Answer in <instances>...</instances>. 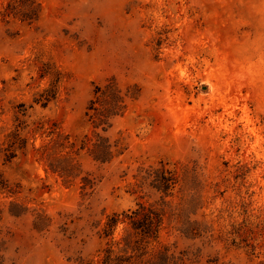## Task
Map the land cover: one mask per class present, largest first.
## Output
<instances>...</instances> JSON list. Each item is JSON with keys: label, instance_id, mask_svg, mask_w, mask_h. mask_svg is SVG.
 Returning a JSON list of instances; mask_svg holds the SVG:
<instances>
[{"label": "rangeland", "instance_id": "obj_1", "mask_svg": "<svg viewBox=\"0 0 264 264\" xmlns=\"http://www.w3.org/2000/svg\"><path fill=\"white\" fill-rule=\"evenodd\" d=\"M35 1L33 24L0 20V172L19 191L0 196L6 262L95 260L108 216L137 202L160 208V195L136 184L163 162L181 180L148 252L167 246L187 251V264H264V0ZM41 70L49 75L41 79ZM56 74V100L34 104ZM110 78L136 98L103 133L85 112L94 87ZM22 123L27 154L5 163L6 136ZM50 129L76 148L96 132L123 152L98 164L86 150L59 149L75 164L66 183L31 150L52 145ZM82 177L93 190H81ZM10 201L27 212L10 217ZM37 213L49 218L41 232L32 225ZM186 223L199 237L180 233Z\"/></svg>", "mask_w": 264, "mask_h": 264}, {"label": "trees", "instance_id": "obj_2", "mask_svg": "<svg viewBox=\"0 0 264 264\" xmlns=\"http://www.w3.org/2000/svg\"><path fill=\"white\" fill-rule=\"evenodd\" d=\"M40 6L35 0H8L0 11V20L8 22L10 19L19 20L28 25L39 19ZM47 74L41 70L39 77L42 79ZM59 75H54L50 86L34 97L33 103L46 108L57 98ZM136 96L131 92L130 87L121 88L115 79L110 78L102 85H96L93 89L92 98L89 100L85 116L91 123L94 130L101 129L105 133L112 125V121L124 115L127 100H133ZM17 125L13 131L6 136L5 147L2 148L3 160L5 163L12 162L18 154L26 155L28 139L21 135L27 126ZM40 125V126H39ZM41 124L30 129L32 135L41 132ZM44 133V132H43ZM47 135H55L52 145H42L31 150L36 160H44L48 169L68 182L74 177L75 164H72L70 155L60 154L59 149L69 148L75 155L86 150L88 156L98 164H108L114 158L121 155L123 150L119 143L111 142L108 137L93 132V137L85 136L78 148L75 144L68 145V136L56 134L54 130H48ZM180 176L176 170L169 168L168 163L160 162L157 166L144 170L140 181L136 186L139 189L147 188L159 194L160 208L155 205H145L137 202L134 209L122 213H113L107 220L99 233V238L105 240L104 246L97 254L95 260L81 262V264H187L191 259L185 250L175 251L167 246H161L148 252L149 245L157 243L161 231L164 229V207L169 203L166 198L172 196V192L180 183ZM81 190H93L94 180L82 177ZM134 190L132 193H136ZM19 191L12 187L9 181L0 172V196L13 198ZM27 212L22 204L16 201L8 203L7 214L10 217L18 218ZM1 215V211H0ZM1 220V216H0ZM123 225L121 235L114 238V232L119 225ZM33 229L41 232L49 226V218L43 213H37L33 221ZM191 224L186 223L180 228V233L190 239L199 237L197 229H192ZM238 234V232H236ZM0 264H8L0 252ZM205 264H217L216 260H207Z\"/></svg>", "mask_w": 264, "mask_h": 264}]
</instances>
